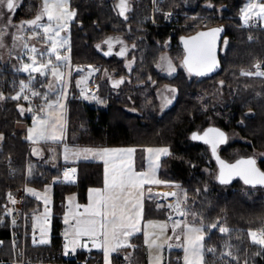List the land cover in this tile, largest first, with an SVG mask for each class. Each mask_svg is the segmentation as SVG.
<instances>
[{
	"label": "trees",
	"instance_id": "trees-1",
	"mask_svg": "<svg viewBox=\"0 0 264 264\" xmlns=\"http://www.w3.org/2000/svg\"><path fill=\"white\" fill-rule=\"evenodd\" d=\"M195 1V6L191 7L187 4L188 0H164L156 15L157 24H154L150 18L144 20L151 10V0H134V9L127 19L119 15L115 0H71L72 8L77 12L71 25L72 63H96L103 69H115L117 76H131L130 85L149 82L150 77L157 81V85L169 83L176 86L178 96L171 108L160 113L156 94L153 93L152 101L148 102L147 98L139 96L141 87H138V93H132L134 98L130 103L125 96L127 92L123 98L117 96L113 87L105 82L101 98L107 102L106 107L89 105L74 98L69 101L66 142L94 147L134 146L139 152L140 166L145 164L148 147H168L170 155L162 159L158 173L164 185L176 184L185 189L187 207L190 212L197 213L205 225L218 221L220 226L231 230L228 234H221L218 229L206 232V245L217 249L215 256L211 253L206 255L207 264H224L225 260L228 264H264V252L257 255L261 249L248 237L249 231L264 230V188L247 186L239 179L220 183L219 168L210 146L192 138L195 132L216 126L228 133L227 142L219 148L224 159L235 161L242 156H253L255 151L264 153V77L241 73L242 69L252 68L258 61L264 62V29L239 28V15L246 0ZM206 3L213 6L209 7ZM40 8L41 0H23L15 19L33 18ZM169 13L177 15L179 25L206 17L211 23H216L210 28L222 29L220 68L209 75L194 77H189L182 69L173 77L164 76L155 69L160 47L168 44L184 59L182 38L199 31L186 33L188 31L181 26H169L166 22ZM129 31L131 33H127ZM110 34H123L135 44L131 54L136 56L138 65L133 73L126 72L122 60L107 57L97 50L96 43ZM251 34L254 36L251 37ZM13 75L11 70L0 72V80L3 81L0 91L9 97L15 93L9 83ZM18 104L12 99L0 100V133L4 137L0 151L1 210L8 188L28 185L44 190L60 173L48 164H39L29 175L31 142L27 139V132L18 128V123L30 122L31 116L21 115ZM131 105L136 112H131ZM230 131L239 132L245 140L230 141ZM257 160L264 171V157ZM9 162L15 165V178L9 173ZM215 168L218 169L216 180L207 173V169L213 171ZM77 169L79 179L76 184L56 185L52 191L56 213L64 212L58 204L59 200L76 193L79 200L85 202L90 187L104 184L103 163L80 162ZM40 204L37 197L29 195L25 209L32 211ZM145 217L166 219L167 214L155 199L149 198L145 204ZM54 222L59 221L54 219ZM2 236L9 247L8 235L3 233ZM61 241V238L55 237L53 244L35 250L55 254ZM225 242L232 245L231 250L239 257L238 261L219 258V254L226 250ZM133 245L134 260L131 264H146L141 234L133 238ZM86 256L84 252L78 253L80 259ZM181 256V251H170L169 264H180ZM122 258L116 255L113 264H121ZM96 259L104 264L98 251L90 254L88 261L94 263Z\"/></svg>",
	"mask_w": 264,
	"mask_h": 264
},
{
	"label": "snow or ice",
	"instance_id": "snow-or-ice-1",
	"mask_svg": "<svg viewBox=\"0 0 264 264\" xmlns=\"http://www.w3.org/2000/svg\"><path fill=\"white\" fill-rule=\"evenodd\" d=\"M19 7L17 0H0V20L4 19V13H12L16 8ZM119 9V15L124 16L127 19L125 13L130 10L129 0H119V4L116 6ZM211 7V5H209ZM170 15V13H169ZM77 12L70 6V0H41V10L35 16L34 19L21 22L19 25H14L12 23V18L9 16L6 24L0 27V47H3V36L7 35L6 29L8 27H15L19 32H23L27 27L28 30L32 32V37L41 38L47 45L44 51L37 49L35 46L29 47L27 43L24 44L26 51L25 56H28L30 63H22L20 67L15 70L17 72H27L29 73V78L27 82L21 80L19 82V90L16 91L15 95L10 97H5L2 92H0V100L12 99L19 101L23 99L28 102V107L25 109L23 105L18 104V110L21 115L27 112L37 111L32 107V98L40 97L45 101V104L40 106L38 111L44 113L43 116L33 117V127L28 129V140H33V134H36V139L52 140L53 142H59L61 137L56 135L58 120L62 117H57L52 115V113L57 108H62L63 105L59 103L60 96H57L55 102L49 100V95L56 89L59 88L60 83L63 79V72L61 63H53V57L57 62H66L68 60L67 56H62L60 54V47L67 44V39L61 37L60 33L66 31L70 22L75 19ZM255 16L257 20H264V0H249V3L241 9V18L245 26L252 17ZM46 17V21H45ZM222 29L216 28L211 29L208 32L198 33L196 37H191L185 40V51L186 55L184 58V66L188 69L190 73L195 72L196 75H206L207 72L214 70L216 67V61L214 56V46L215 40ZM14 40H23V36L12 33ZM202 37H207L209 39H201ZM251 39V37H250ZM116 43L123 44V41L118 38L108 37L104 44L108 45L109 51L105 52V55L111 54V48L113 41ZM227 44V41L224 42ZM135 47V45H133ZM100 48V45H97ZM126 48L122 47L117 55H124ZM161 59H166L162 57ZM169 66L171 62L169 61ZM255 67L258 69L255 73L253 72H242V75H256L264 77V71H260V64H256ZM207 70V72L205 71ZM32 73H39L41 77L47 78L49 75L55 78L56 83L52 81L44 82L42 81L40 87L47 88V91L41 92L33 87V83L36 77ZM123 80L116 81L114 86H118ZM171 91H175L172 89ZM62 95V93H61ZM87 98V97H85ZM168 103H171L169 100ZM47 109V111H46ZM63 132V125L61 124L58 129ZM214 134L211 139H209V134ZM193 139H204L205 143H211L213 155L216 153L217 143L224 142L225 134L220 132L219 129L209 128L203 137L193 134ZM3 134H0V140H3ZM35 149L33 152L35 153ZM67 151V149H66ZM135 149H84L85 154L93 152L97 156H110L113 153H123L124 155L131 156ZM149 153H157V159L159 155H170L167 148L160 149H147ZM67 159V156L65 157ZM116 159L123 161V156L111 159L112 167L111 170L108 168L110 162L109 159L105 160V177H104V187L103 189H91L90 190V202L85 208V213L81 214L85 216L84 219H76L75 224L72 226L74 234L77 238L82 236L89 237L94 246L96 241H100L99 247L102 248L104 252L105 264H111L110 255L113 252H117L121 248L133 247L128 243V237L133 235L135 232L139 231L137 228V221L141 217L142 202L137 197L143 195V185L147 183L159 184L162 181L152 179L146 173H138L133 170L132 164L130 162H121L119 165L116 163ZM217 159H219L217 157ZM221 164V171L218 179L221 183H227L228 180L225 178V169L229 172H236L240 175L245 184H261L264 185V172H261L256 167V161L253 158H248L246 160H238L234 165H225L223 161H219ZM72 174L75 173V169L70 170ZM29 175H31V168H29ZM65 180L71 181V176L68 171L64 173ZM27 193L36 196L40 199V195L31 188H26ZM48 189H45L47 192ZM95 194L94 196L92 194ZM173 197L177 196V193H169ZM9 201L15 204V199L9 193ZM186 201V194H185ZM44 202L47 204L48 198L44 197ZM79 207V205H77ZM172 208L173 205H168ZM11 209L8 210L11 213ZM175 211L181 216L191 215V221H174L173 222V233L175 234V240L178 241L174 246L177 248H182L184 255L182 257L183 264H207L206 255L208 253L214 256L217 253L215 247H209L205 243L206 232L211 229H218L221 234H228L231 230L227 227H222L219 222L205 225L203 220L198 216L197 213L190 212L186 207H181V201L178 199L175 205ZM67 223V216L65 218ZM15 223V221H13ZM150 224L152 222H149ZM161 231L164 232L167 229L166 224H162ZM179 228L180 231L177 232L176 229ZM121 237L124 239L122 240ZM248 237L252 244L258 246L261 251L257 252L260 255L264 252V230L259 232L249 231ZM166 239H172V237H166ZM115 243H112V242ZM45 244L48 243L47 240L40 239L37 240L33 238V244ZM74 247L69 250L68 243L65 244V255L70 254L75 251V245L77 240L71 241ZM145 243H148V238L146 234ZM152 245H155L157 251L162 247L157 245L155 240L152 241ZM149 245V247H152ZM172 247V245H169ZM225 251L219 254V258L223 259L228 257L233 261H238L239 257L234 255L232 252V245L225 242ZM128 259V256L125 257ZM156 264H162L161 257L157 255L155 257ZM224 264H228L225 260ZM247 264V262H245Z\"/></svg>",
	"mask_w": 264,
	"mask_h": 264
},
{
	"label": "rangeland",
	"instance_id": "rangeland-1",
	"mask_svg": "<svg viewBox=\"0 0 264 264\" xmlns=\"http://www.w3.org/2000/svg\"><path fill=\"white\" fill-rule=\"evenodd\" d=\"M17 2L19 3V7L16 8L12 13H8L7 11H5L4 13V19L0 20V27H2L4 24H6L9 16H11L12 18V23L14 25H19L21 22L23 21H27V20H31L34 19L30 18V19H21V20H16L15 19V15L17 13V11L19 10V8L22 6L23 4V0H17ZM249 3V0H246L245 4L241 7L244 8L246 4ZM119 4V0H115V6H117ZM187 4L189 6H195L196 1L195 0H188ZM207 6L211 5V7L213 6L210 3H206ZM70 6H71V0H70ZM129 7L130 10L127 11L125 13L126 17L129 18L132 10L134 9V0H129ZM72 8V6H71ZM117 8V7H116ZM73 9V8H72ZM41 10V8H40ZM40 10L38 11V13L40 12ZM118 12L119 9L117 8ZM160 10H158L155 13H152L151 10H149V13L145 15L144 20L148 21L149 18L152 20V22L154 24H157L156 21V15L157 13H159ZM37 13V14H38ZM173 14V13H171ZM175 15V14H173ZM177 18V21L179 20L177 15H175ZM124 17V16H123ZM240 20H241V25L239 26V28H244V29H250L251 30V26L252 23L254 21H257L259 23H262L263 27H264V20H257L255 18V16L252 17V19L249 20L248 25L245 26L243 24V20L241 18V11H240ZM125 18V17H124ZM75 20V19H74ZM74 20H72L67 28L66 31H62L60 33L61 37H65L67 39V44L63 45L62 47H60V54L62 56H67L68 60L66 62H57L55 61L54 57H53V63H61L63 66L61 67V71L63 72V79L62 82L60 83V86L58 89L54 90L50 95H49V100L52 102H55L57 99V96H60L59 99V103L61 105H63L62 108H57L52 115L57 116V117H62V119L58 120V124H57V131H56V135L61 137V140L59 142H53L52 140H47L45 141L44 139H36V134H33V140H29L31 141L32 145H33V149H32V159L33 160H37V161H42V156H40L37 153V150H43V148L50 150L52 149V147L57 148V153L52 155L50 154L48 156V160L46 162L50 161V164L48 163V165H50L52 168L57 169L59 167V162L61 160V156L63 158V153H64V147L63 144H65V140H66V136H67V119H68V106H69V101L74 98L77 100H81L89 105H93V106H98V107H103V106H107V102H104V99L101 98V91H102V86L104 85L105 82H108L110 84L111 87H113V89L116 91L117 96H121L123 98L124 93L127 92V94L125 95L127 97V99H129L130 103L132 102L134 96H132V93L137 92L138 87H141L139 96H141V98H147L148 102L152 101V96L153 93L156 94L155 97L158 101L159 104V110L160 113L165 112L166 110H168L169 108H171L174 103L176 102L177 96H178V89L176 88V86L169 84V83H159L160 85H157V81L153 80V78L149 77V82L148 81H141L139 83H132V85H130V83L132 82L131 76L130 75H124V76H117V71L115 69L110 70L109 68L103 69L101 67V65H97L96 63H72V58H71V47H72V35H71V25L74 22ZM45 21H46V17H45ZM221 23V22H220ZM222 23H226V22H222ZM219 24V23H217ZM216 25V23H211V21L204 17L202 18L200 21H192V23H181L178 26L183 27L185 30H187L188 32L186 33H190L191 31H198V30H202V29H208L212 26ZM238 26V25H237ZM261 26V25H260ZM262 26V30L264 29ZM7 31V35L3 36V47H0V72L6 71L8 72V70H11L13 72V77L10 79L9 83H10V87L11 89H15V93L12 95L16 94V91L19 90V82L21 80H24L25 82H27L28 78H29V73L27 72H17L15 69L17 67H20L22 63H30L28 56L24 55V52L26 51V49L24 48V44L27 43V45L29 47L31 46H35L37 49L44 51L45 48L47 47V45L44 43V41L41 38H34L32 37V32L30 30L27 29V27L25 28V30L23 32H19L15 27H8L6 29ZM12 33H16L17 35L23 36V40H14ZM127 33H131L130 31ZM250 36V35H249ZM254 35L251 34V37H253ZM108 37H113V38H118L119 40L123 41V44L120 43H116L115 40L113 41V45L111 48V54L110 55H105V52L109 51L108 45L104 44V41L108 38ZM97 45H100V48H97ZM133 43H130L126 37L123 34H110L108 35L106 38H104L102 41H99L96 43V48L97 50L102 53L103 55L107 56V57H111L114 56L120 60L123 61L124 63V68L126 70V72H129L130 74L134 72L135 66H137L138 64V60L136 58L135 55H132V51L135 47H133ZM124 47L126 48V52L124 55H117V53L120 51V49ZM226 45L223 46V52L225 51ZM160 51H159V55L157 58V61L154 64L155 69H157L160 74L167 76V77H173L177 74V72L182 69L184 70L189 77H194V76H199L196 75L195 72L190 73L188 71V69L184 66V60L181 57V54L177 51V50H173L170 49V45L168 44H164L162 47H160ZM162 57L166 58V59H161ZM169 61L171 62V66H169ZM260 64V66L264 63L263 61H258L256 63L253 64L252 68L249 69H242V72H253L255 73L257 71V68L255 67L256 64ZM7 68V69H5ZM32 75L34 77H36V80L33 83V87L36 88L37 90L41 91V92H45L47 91V88H42L40 87V84L42 81L47 82V81H52L53 83H56L55 78L51 77L50 75L45 78V77H41L39 75V73H32ZM249 76V75H247ZM253 77H255L256 75H251ZM257 77H261V76H257ZM123 80L122 83H120L118 86H114V83L116 81H120ZM3 81L0 80V84H2ZM126 83H128L127 85H125ZM147 84V85H146ZM144 85H146L144 87ZM172 89H174L175 91H171ZM122 92V93H119ZM2 92V91H0ZM4 94L5 97H9V95H6L4 92H2ZM62 93V95H61ZM10 95V96H12ZM137 95V94H136ZM87 97V98H85ZM171 101V103H168V101ZM20 103V105H23L25 107V109L28 107V102L24 101L23 99L18 101ZM222 104L224 103V100L221 101ZM32 107L34 109H36L37 111L35 112H24V116H31V120L30 122L26 123V122H19L18 123V127L19 128H23L26 127V132H27V136H28V129L33 127V117L35 116H43L44 113L39 112L38 109L40 106L45 104V101L40 98V97H33L32 98ZM129 103V102H128ZM133 106L131 105L129 108H131V112H136L134 111V109L132 108ZM47 111V109H46ZM63 125V132H60L59 126ZM203 131V130H201ZM1 134V133H0ZM229 140L230 141H235V140H245L237 131H230L229 132ZM160 148H167L169 150L170 153V149L168 147H148L147 149H160ZM2 149V140L0 141V151ZM36 150L35 153L33 152V150ZM146 149V150H147ZM147 152V163H148V173L149 175H151L152 179L155 180H159L162 181L159 177V170L160 167L162 166V159L165 157L164 155H159V158L157 159L158 154L157 153H149ZM254 153V157L256 159H260L262 157H264V153L255 151ZM60 154V156H59ZM28 158V165H29V161L30 158ZM243 157V156H242ZM31 160V161H33ZM34 161L37 162V161ZM46 160V159H45ZM45 162V163H46ZM38 166V165H36ZM33 167V166H32ZM34 169V168H33ZM207 173H209L211 175V178L216 180L217 174H218V169L215 168L213 171H211L210 169H207ZM58 176V175H57ZM57 176L54 177V179L57 178ZM53 179V181H54ZM52 181V182H53ZM51 182V183H52ZM51 183L46 186V188L50 187ZM28 186V185H26ZM30 187V186H28ZM31 188V187H30ZM45 188V189H46ZM33 189V188H32ZM44 190H37L39 192H44ZM172 190V191H167V190ZM36 190V189H34ZM160 191V192H158ZM162 191H164V193H161ZM177 193L176 197H173V200L176 201L179 199L181 201V207H186L187 209H189L186 205V201H185V194H186V190L181 188L179 185L176 184H169V185H165V188H160L157 190V193L155 194V200H159L160 197H162V195H165L167 198L170 197V195H166L169 193ZM53 194V192L51 193ZM46 196V194L44 195H40V202L43 204H40V208H45V202L43 201L44 197ZM48 198V195H47ZM164 198V197H162ZM187 194H186V200H187ZM160 202L163 204L162 208L166 210V214L168 212V208L165 207V203L163 201L160 200ZM191 211V210H189ZM183 220H188L191 221L192 217L191 215L185 217L182 216ZM45 222V224L48 225V218H35L34 219V224L35 226L39 229V227L42 229V231H49L48 228L51 227L47 226L44 227L43 222ZM42 223L41 225H39V223ZM169 224V229H170V223ZM48 227V228H47ZM263 229H256L253 231H261ZM180 229L177 231L179 232ZM47 240L48 242L50 241L49 239H44ZM162 239H161V235H157L155 238V242L157 245H160ZM159 255L161 257V260L164 262L165 260V255L162 254L161 248L159 249V251H157L156 247L155 250L153 252V258L151 260V264H156L155 261V257ZM182 255H184V252L182 253ZM111 264L113 263V259L110 260ZM105 263V261H104ZM245 264V263H244Z\"/></svg>",
	"mask_w": 264,
	"mask_h": 264
},
{
	"label": "built area",
	"instance_id": "built-area-1",
	"mask_svg": "<svg viewBox=\"0 0 264 264\" xmlns=\"http://www.w3.org/2000/svg\"><path fill=\"white\" fill-rule=\"evenodd\" d=\"M164 0H151L150 8L152 13L157 12L161 8V4H163ZM166 22L169 26L179 25L177 22V18L175 15L167 14ZM252 30H261V26L259 22L254 21L251 26ZM260 71H264V63L260 66ZM258 71V69H257ZM1 141V140H0ZM9 173L12 178L16 176V169L13 162L8 163ZM71 169H75V173H71ZM68 171L71 176V181L65 180L64 173ZM79 179L78 169L75 168L72 164H65L60 168V173L56 179L51 183L50 187H48L47 192H39L35 190L39 195L47 194L49 191H53L56 185L59 186H67L71 184H76ZM26 188H30L28 186H24L22 188H8L5 192V199L3 204V209H0V264H100L98 259L95 260L94 263H90L88 261L89 255L97 252L95 250V246L93 241L84 236L83 240V248L80 252H84L87 254L86 258L80 259L77 254H68L65 255V241L66 235L62 229V218L64 217L63 213H56L54 211L53 202L49 205H45L46 208H40L39 206L33 209L32 211H26V202L28 200L30 193H27ZM32 189V188H31ZM173 190V189H172ZM167 190V191H172ZM9 193L15 199L16 203L12 204L9 201L8 195ZM36 197V196H35ZM40 200V199H38ZM163 201L165 203V207L168 208L167 218L170 223V231H171V240H175V234L173 233V222L174 221H183V217L179 215L175 211L176 201L173 200V196L170 197H160L159 201ZM59 206L63 207V209H67V204L65 199L59 200ZM168 205H173L172 208H169ZM11 209V213L8 210ZM40 217H51L53 219H57L59 222H54L52 224V231L49 233H44L40 229H38L34 224V218ZM15 221V223H13ZM72 224H74L72 222ZM179 228L176 229L178 231ZM3 233H6L9 237V247L6 246L5 238L2 236ZM37 240L40 239H49V243L45 244H33V238ZM61 238L60 248L57 253H40L35 249L39 247H45L53 244L54 238ZM97 243V241H96ZM174 245V243H172ZM173 247V246H172ZM170 252V251H169ZM123 256L121 264H131L134 260V256L128 257ZM179 259L177 260V262ZM169 264V258H168Z\"/></svg>",
	"mask_w": 264,
	"mask_h": 264
},
{
	"label": "crops",
	"instance_id": "crops-1",
	"mask_svg": "<svg viewBox=\"0 0 264 264\" xmlns=\"http://www.w3.org/2000/svg\"><path fill=\"white\" fill-rule=\"evenodd\" d=\"M260 25L263 27L262 23H260ZM19 129L26 131L27 128L23 127V128H19ZM63 147H64L65 151L63 153V158L61 156V160L59 162V167L57 168L58 170H60V168L62 166H64L65 164H72L77 169L78 164L80 162H99V163H103V165H104V177H105V166H106L105 160L106 159L110 160V162L108 164V168H109V170H111V167H112L111 159L123 156V161H121L120 159H116V163L118 165L121 162H125V163L130 162L132 164L133 170L135 172L146 173L149 177H152L148 173V163H147V159H148L147 155L148 154H147V152H146L145 164H144V166H140L139 165V152H138L137 148L134 146H112V147H101V146H99V147H94V146L72 145V144H68V142H66V140H65V144H63ZM30 148H31V150H30V152H31L30 157H31V156H33L32 155V149H33L32 143H31ZM129 148L135 149V151L132 153V155L130 157L127 155H124L123 153H113V154H110V156H103L102 157V156L94 155L93 152H89L87 154H85L83 152L84 149L100 150V149H129ZM66 149H67V151H66ZM57 151L58 150L55 147H52V149H50V150H47L45 148H43V150H41V149L37 150V153L40 156H42L43 159H42V161H37L35 159L37 162L34 163L35 160H33L31 157L30 161H29V165H28V172H29V168H31V175H32L35 168L37 167L36 165H39V164L44 165V164H48V163L50 164V161L46 162L48 160V156L50 154H52V155L56 154ZM59 156H60V154H59ZM66 156H67V159L65 158ZM31 160H33V161H31ZM103 187H104V184L101 187H90L88 190V197H87V200L85 202H81L76 193L69 194L65 199L66 204H67V209H64V217L62 218V229L66 235L65 241L68 243L69 250H71L74 247V245L71 243V241L77 240V243L75 245V251L74 252L70 251V254H77L80 252V250H82V248H83L82 238L84 237V236H82V237L77 238L74 234V230H73L72 226L75 224L76 219H78V218L84 219L85 218V216H83L81 214L85 213V208H86V206L89 205L90 190L91 189H103ZM160 188H162V189L165 188V185L163 182L159 183V184L147 183V184L143 185V195L140 197H137L142 202V208L140 209L142 214H141V217L139 218V220L137 221V228H139V231L135 232L133 235L128 237V243L133 245V238L136 235L141 234L143 236V242H144L145 250H146V258H145L146 264H151V260L153 258L152 255H153V252L155 250V245H152V241L155 240L157 235H161V239H162V241L160 243V245L162 246L161 251H162V254L165 255V260H164V262L162 261V264H168V253H169V251H181V255L183 253L182 248H177L174 246L176 243H178V241L166 239V237H171V231L169 229V224H168L169 219L167 217H166V219H160V218L146 219V217H145L146 200L149 198L155 199L154 196L157 193V190ZM51 193H52V190L46 194V196L48 195V201H49L47 204H45L46 206L53 202V194H51ZM92 195L94 196L95 194L93 193ZM43 201H44V199H43ZM156 202L158 203V206H161V207L163 206V204L159 200L158 201L156 200ZM77 205H79V207H77ZM66 216H67V220H68L67 223L65 222ZM35 218H48L49 219L48 225L45 224V222H43V221L42 222H43L44 227H46V225L47 226L51 225V227H49V228L47 227L49 231H42V229L40 227H39V229L44 233H49L52 231V224L54 221L53 218H51V217H40V216H37ZM72 222L74 224H72ZM149 222H152V223L150 224ZM41 224L42 223L40 222L39 225H41ZM162 224L167 225V229L164 232L161 231L160 226ZM146 234H147V238H148L147 244L145 243ZM121 239L123 240L124 238L121 237ZM112 243H115V242L113 241ZM172 243H174V245H172ZM99 244H100V241L98 240L96 243L97 246H95V250H97L101 254V257L103 258V261H104V252H103L102 248L98 246ZM149 245H152V247H149ZM169 245H172L173 247H169ZM133 248H134V245H133V247L121 248L117 252L111 253L110 260L114 259V257L116 255L128 256V257L134 256ZM182 257H183V255L181 256V263L180 264H183Z\"/></svg>",
	"mask_w": 264,
	"mask_h": 264
},
{
	"label": "water",
	"instance_id": "water-1",
	"mask_svg": "<svg viewBox=\"0 0 264 264\" xmlns=\"http://www.w3.org/2000/svg\"><path fill=\"white\" fill-rule=\"evenodd\" d=\"M216 28H218V27H216ZM216 28L202 29V30H199L198 32H196V33H194V34H192V35H189V36H185V37H183V38H182V46H183L184 50H185V40H188V39L191 38V37H196L198 33H201V32H208V31H210L211 29H216ZM201 39H209V38H207V37H202ZM222 40H223V31H221L220 33H218V35H217V37H216V40H215V46H214L213 52H214V56H215L216 67L214 68V70H217V69L220 68V66H221V58H220V55H221ZM185 55H186V51H185ZM184 58H185V56H184ZM183 60H184V59H183ZM214 70H212V71H210V72H207V70L205 69V71L207 72L206 75L211 74ZM206 75H199V76H206ZM209 128L219 129L220 132H223V133L225 134L224 142H222V143H217V146H216V153H215V155H213V152H212L213 158H214V160H215V162H216V164H217V166H218V168H219V175H220V171H221V164H220L219 161H223L225 165H234V164H236V162H237L238 160H246V159H248V158H253V159H255V161H256V167H257L261 172H264V171L261 169V167L259 166L258 160H257L254 156H244V157L238 158V159L235 160V161H228V160H226V159H224V158L222 157L219 148H220L221 145L225 144V143L227 142V140H228V133H227L226 131H224L223 129H221V128H219V127H216V126H209L208 128L204 129L203 132H201V133H200V132H195V134H197V135L200 136V137H203V136H204V133H205ZM213 135H214V134L210 133L208 138L211 139V138L213 137ZM192 137H193V136H192ZM195 140L205 143V140H204V139H195ZM206 144H208V145L210 146L211 151H212V145H211V143H206ZM217 157H218L219 159H217ZM218 177H219V176H218ZM225 178L228 180L227 183H231V182H233L234 180H237V179L242 180V181L244 182L243 178H242L240 175H237L236 172H234V171L230 173L228 169H225ZM218 180H219V179H218ZM219 182H220V180H219ZM220 183H221V182H220ZM227 183H226V184H227ZM246 185H247V186H250V187H263V188H264V185H261V184H255V185H253V184H246Z\"/></svg>",
	"mask_w": 264,
	"mask_h": 264
},
{
	"label": "bare ground",
	"instance_id": "bare-ground-1",
	"mask_svg": "<svg viewBox=\"0 0 264 264\" xmlns=\"http://www.w3.org/2000/svg\"><path fill=\"white\" fill-rule=\"evenodd\" d=\"M158 192H160V191H158ZM161 193H164V191H162ZM172 193V192H171ZM162 197H166L165 195H162Z\"/></svg>",
	"mask_w": 264,
	"mask_h": 264
},
{
	"label": "flooded vegetation",
	"instance_id": "flooded-vegetation-1",
	"mask_svg": "<svg viewBox=\"0 0 264 264\" xmlns=\"http://www.w3.org/2000/svg\"><path fill=\"white\" fill-rule=\"evenodd\" d=\"M203 131H204V130H203ZM203 131H201V132H203ZM201 132H200V133H201Z\"/></svg>",
	"mask_w": 264,
	"mask_h": 264
}]
</instances>
